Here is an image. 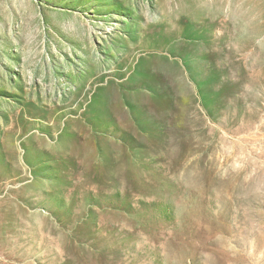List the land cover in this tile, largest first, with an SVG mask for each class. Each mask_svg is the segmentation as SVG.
<instances>
[{
  "label": "rangeland",
  "instance_id": "obj_1",
  "mask_svg": "<svg viewBox=\"0 0 264 264\" xmlns=\"http://www.w3.org/2000/svg\"><path fill=\"white\" fill-rule=\"evenodd\" d=\"M0 264H264V0H0Z\"/></svg>",
  "mask_w": 264,
  "mask_h": 264
}]
</instances>
